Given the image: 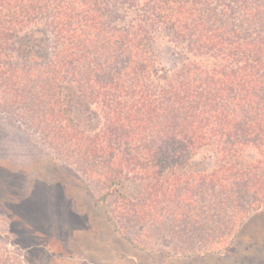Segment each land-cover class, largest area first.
Segmentation results:
<instances>
[{
	"label": "trees",
	"instance_id": "16d2710c",
	"mask_svg": "<svg viewBox=\"0 0 264 264\" xmlns=\"http://www.w3.org/2000/svg\"><path fill=\"white\" fill-rule=\"evenodd\" d=\"M0 113L105 188L75 177L61 254L264 264V0H0Z\"/></svg>",
	"mask_w": 264,
	"mask_h": 264
},
{
	"label": "rangeland",
	"instance_id": "374dc122",
	"mask_svg": "<svg viewBox=\"0 0 264 264\" xmlns=\"http://www.w3.org/2000/svg\"><path fill=\"white\" fill-rule=\"evenodd\" d=\"M158 46L163 63L169 65L173 48L164 39L159 40ZM63 160L68 161L53 151L41 134L31 132L29 123L13 113H0V256L22 264L86 262L71 254H61L72 238L70 232L78 225L77 221H71L65 206H71L83 192L76 176L97 196L105 188L97 180L66 167ZM193 165L196 170L211 171L214 168L211 151H201ZM122 190L133 194L135 185L126 182ZM155 241L157 238H153L148 248L173 254L186 252V246L170 245L169 240L159 244Z\"/></svg>",
	"mask_w": 264,
	"mask_h": 264
}]
</instances>
